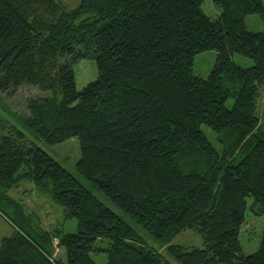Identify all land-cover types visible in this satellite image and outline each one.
<instances>
[{"label": "trees", "instance_id": "1", "mask_svg": "<svg viewBox=\"0 0 264 264\" xmlns=\"http://www.w3.org/2000/svg\"><path fill=\"white\" fill-rule=\"evenodd\" d=\"M203 1L0 0V96L23 84L48 92L27 98L26 113L5 104L8 113L47 144L76 137L77 173L167 255L1 115L0 216L12 232L0 239V264H96L90 254L101 251L105 264H264V231L251 254L238 239L247 196L264 214V31L245 25L249 14L264 23V4L213 0L211 18ZM207 50L214 65L195 75L194 56ZM235 53L252 65H237ZM84 59L97 74L78 88ZM21 180L49 193L76 231L45 229L8 193ZM183 230L202 247L173 243Z\"/></svg>", "mask_w": 264, "mask_h": 264}, {"label": "rangeland", "instance_id": "2", "mask_svg": "<svg viewBox=\"0 0 264 264\" xmlns=\"http://www.w3.org/2000/svg\"><path fill=\"white\" fill-rule=\"evenodd\" d=\"M67 8L77 5L79 0H59ZM264 4V0H262ZM202 10L211 18H216L220 13V8L213 0H204L202 3ZM246 28L250 31H264V23L256 14H249L245 17ZM216 58L215 50H207L195 54L192 71L195 75L206 77L212 69ZM233 61L240 66L248 67L252 65V60L248 57L235 53ZM76 74V84L78 88L84 86L90 80L96 77L97 71L93 60L84 59L74 66ZM48 95V92L41 91L37 87L29 84H23L14 92L3 94L0 97V116L7 121L10 126H15L22 131L25 137L37 144L43 150L52 155L60 164H62L68 171L74 174L89 190H91L99 200L106 206L111 208L114 212L122 216L132 226H134L143 236L147 247L160 251L165 256L166 253L157 240L144 232L140 226L124 214L120 209L112 204L108 197H106L98 189L94 188L87 180L75 170V162L79 158V143L76 137H71L59 144L50 145L40 139L32 130H30L19 115L8 113L6 105L11 112L26 113V99L31 97H42ZM6 104V105H5ZM226 105L230 107L232 100L228 99ZM259 113L264 111V87L261 88L260 99L258 100ZM202 131L207 136L209 142L216 147L220 145L216 142L214 132L206 125L201 126ZM9 195L13 198L21 200L30 213H36L40 219L41 224L45 229H53L56 226H62L65 233L75 232L77 221L75 218H70L63 221L62 208L58 205L49 193L39 191L33 186L29 180H21L18 185L9 190ZM252 204V197H246V208L244 211V220L241 225L238 239L241 245L243 254H251L255 252L260 245L262 233L264 231V214H255L250 206ZM12 232L11 226L0 216V239L4 236L10 235ZM55 242H57L55 240ZM173 243L181 244L187 247H202V238L194 230H183L174 237ZM109 240L99 239L96 245L101 248H107ZM90 256L96 264H105L107 255L105 251L91 252ZM173 264H180L177 261L171 260Z\"/></svg>", "mask_w": 264, "mask_h": 264}]
</instances>
